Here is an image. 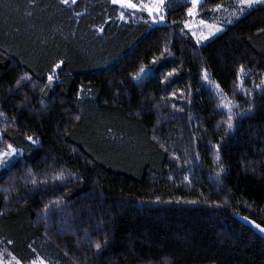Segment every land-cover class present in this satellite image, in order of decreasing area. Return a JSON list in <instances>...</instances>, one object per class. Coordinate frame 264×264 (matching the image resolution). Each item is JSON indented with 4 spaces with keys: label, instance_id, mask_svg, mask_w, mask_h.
I'll use <instances>...</instances> for the list:
<instances>
[{
    "label": "trees",
    "instance_id": "obj_1",
    "mask_svg": "<svg viewBox=\"0 0 264 264\" xmlns=\"http://www.w3.org/2000/svg\"><path fill=\"white\" fill-rule=\"evenodd\" d=\"M117 10L109 0H0L1 134L22 154L0 173V243L21 264H264V240L240 220L264 227V90L225 136L201 84L207 73L233 96L242 72L264 74V6L201 47L184 30L188 7L154 29L121 24ZM144 69L154 73L137 83ZM173 95L192 96L177 117L185 127L175 118L157 128ZM189 125L200 154L181 168L156 140L193 143ZM190 163L197 177L183 183ZM14 175L23 183L8 194ZM52 203L69 205L73 231L55 235L59 215L47 229Z\"/></svg>",
    "mask_w": 264,
    "mask_h": 264
},
{
    "label": "rangeland",
    "instance_id": "obj_2",
    "mask_svg": "<svg viewBox=\"0 0 264 264\" xmlns=\"http://www.w3.org/2000/svg\"><path fill=\"white\" fill-rule=\"evenodd\" d=\"M59 1L63 2L68 6H71L77 0H74V2L73 0H68L67 3H65V0H59ZM109 1L112 6L117 7L118 10H117L116 18L121 24L139 25L144 23L148 25V27L151 29H154V27L157 26H164L165 24H167L168 14L175 11L176 9L182 6L188 7V10L186 12L187 18L186 21L183 23L184 30L188 34H190L192 38H194V40L196 41L199 47L207 44L208 42L212 41V39L216 38L218 35L224 33V31L229 26L234 25L236 21L245 17L246 14H248L250 11L257 9V7L264 6V0H251L250 4H249V0H234V2L227 3L219 7H213L211 9H208L210 7L207 2L208 0H109ZM153 73H154V69H150V70L144 69L138 74L135 81L137 83H144L145 80H147L151 75H153ZM56 74L57 71H55V74H52V76L48 78L49 86L51 87L55 82H57ZM174 76H175L174 78L173 76L168 77V80L164 81L167 88L170 87L171 84H173V80L177 78L178 74H174ZM238 82H239L238 85L234 89L233 96H228L223 94L218 84L213 82L207 73L204 74L203 82L201 83L202 88L204 86L206 89L210 90L212 95H214V97H216L217 99L215 106L222 113V119L218 123L217 129L219 130V132L220 131L224 132L225 136L235 133V131L237 130L236 126L239 120L241 121V119L244 116H250V114L253 113L254 111L253 107L255 106L254 105L255 98L257 97V95H261V92L264 90V74L256 71H249V72L244 71L242 72L241 78ZM173 96L175 98L173 100V103L169 102L165 105H162V107L160 108L161 109L160 113H162L165 116L163 117L162 114H160L162 116L160 120L162 121H160L159 126L157 128H161L163 123H169L170 119L176 118V120L179 121L177 117L184 116L190 111V109L193 108L192 96L190 95H189L190 97H187L186 95H180V96L173 95ZM239 96L241 100L238 99ZM193 119L191 118V120ZM193 122L198 123L195 130L196 131L198 130V132L200 131L203 133L204 131L203 124L201 122H198L196 119H194ZM5 123L6 122H4L3 120L0 121V173L5 171L6 169H9V167L22 155L21 152L16 150L4 139H2L1 133L3 130L7 128ZM181 126L185 127L184 122L180 123V127ZM191 126L190 125L188 126L189 130L193 134L196 133V131L193 130ZM199 128H201L202 131L199 130ZM157 133L158 132H156V134ZM184 135L185 134H181V137H183ZM194 135L196 136V138H194L193 143L192 141H185L183 138H182L183 139L182 143H178L176 140H174L173 134L169 136V139H167L168 141L164 139L161 140L160 137L158 136L156 142L160 144V146L167 153H169L172 159L177 160V163L180 164L179 167L184 168V166L183 167L181 166L183 157L184 159L188 157L190 161H193L191 158L200 154L198 152L199 139L196 134ZM220 149L221 147L218 146L215 150V154L220 153L219 152ZM194 160L198 161L197 164H200L198 157L194 158ZM188 166H189V168L187 169L189 171L188 174L190 173L192 179H188L189 177H185L183 180L180 175L182 182L186 181V183L192 182V180L197 177L195 172L198 166L192 163L188 164L186 167ZM11 180L12 183L10 188H8V190L5 191L8 194L13 193V191H16V188H19V186L21 187L23 183L21 179H19L16 175H14ZM68 207L69 205L65 203L59 205L52 203L51 207H49L44 214L43 218L46 219L45 221L49 222L47 229H49L50 232L51 230H53L51 226L53 223V217L56 215H59L58 217H61L59 220H61L60 222L63 221L62 223L63 226L59 227V229L56 230L55 235H58V232L63 233L66 230L68 231V233L73 231L71 230L73 229L71 228L72 227L71 221H69L67 212H65L68 209ZM41 221L44 220L42 219L41 215H39L36 224L37 222H41ZM89 225L91 229H89L88 232L87 230L84 232L85 237H83L82 239L76 238L77 249L81 248L80 246L81 243L85 242V240L87 239L88 237L87 233L92 232L93 229H100L97 222H94L93 224H89ZM64 226H66L65 229ZM75 252L77 255V252H82V250L81 251L75 250ZM0 264H21L19 263V261H17V259L14 256H12L9 253V251H7V249L5 248V246H3L2 243H0ZM29 264H52V262L50 261L47 262L42 257H38L34 262Z\"/></svg>",
    "mask_w": 264,
    "mask_h": 264
},
{
    "label": "water",
    "instance_id": "obj_3",
    "mask_svg": "<svg viewBox=\"0 0 264 264\" xmlns=\"http://www.w3.org/2000/svg\"><path fill=\"white\" fill-rule=\"evenodd\" d=\"M241 221H243V223H245L246 225H248L251 230L255 233H257L259 235V237L264 240V232H261L257 227L256 225H260L259 223H257L256 221H252L248 218H240ZM261 228H264L260 225Z\"/></svg>",
    "mask_w": 264,
    "mask_h": 264
},
{
    "label": "snow or ice",
    "instance_id": "obj_4",
    "mask_svg": "<svg viewBox=\"0 0 264 264\" xmlns=\"http://www.w3.org/2000/svg\"><path fill=\"white\" fill-rule=\"evenodd\" d=\"M68 0H65V3H67ZM74 2V0H73ZM251 3V0H249V4ZM256 227L261 231V232H264V228H261L260 225H256Z\"/></svg>",
    "mask_w": 264,
    "mask_h": 264
}]
</instances>
